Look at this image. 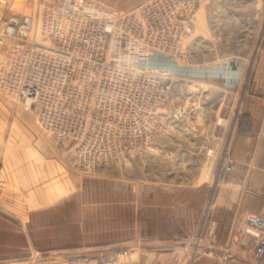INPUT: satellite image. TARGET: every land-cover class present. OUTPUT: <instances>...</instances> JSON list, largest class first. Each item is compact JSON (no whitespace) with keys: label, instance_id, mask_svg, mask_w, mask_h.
I'll use <instances>...</instances> for the list:
<instances>
[{"label":"rangeland","instance_id":"obj_1","mask_svg":"<svg viewBox=\"0 0 264 264\" xmlns=\"http://www.w3.org/2000/svg\"><path fill=\"white\" fill-rule=\"evenodd\" d=\"M91 1L126 11V34L132 24L144 41L138 53L126 50V100L85 104L99 116L91 111L78 146L82 162H91L79 165L80 140L56 145L0 90V264H139L146 250L201 253L203 222L250 188L230 150L250 65L264 44V0H168L149 13L150 0ZM41 2L0 0V33L23 16L33 17V32L42 30ZM166 12L177 14L174 28ZM185 25L191 31L178 40ZM173 206L179 238L145 245ZM189 222L196 232L187 236Z\"/></svg>","mask_w":264,"mask_h":264},{"label":"built area","instance_id":"obj_2","mask_svg":"<svg viewBox=\"0 0 264 264\" xmlns=\"http://www.w3.org/2000/svg\"><path fill=\"white\" fill-rule=\"evenodd\" d=\"M167 1L150 0L144 7L149 13L151 7ZM41 5L44 26L38 33L33 32L32 16L9 20L0 33V47H7L0 58V90L23 104L40 129L63 146L68 140L82 138L89 129L91 111L93 117L99 116L97 108L85 107L87 102L95 107L96 101L99 106L101 100H126V50L133 48L138 53L136 46L140 48L144 41H138L132 24L126 34V11L105 9L91 0H42ZM50 7L55 13H48ZM176 17V13L166 12L164 21L174 28ZM184 28L176 36L178 40L191 31V26ZM160 51L166 53L169 48L162 45ZM77 144L75 162H91H82L81 140ZM245 224L247 232L257 239L253 258L255 264H261L264 216L248 215ZM83 262L72 264H90Z\"/></svg>","mask_w":264,"mask_h":264},{"label":"crops","instance_id":"obj_3","mask_svg":"<svg viewBox=\"0 0 264 264\" xmlns=\"http://www.w3.org/2000/svg\"><path fill=\"white\" fill-rule=\"evenodd\" d=\"M230 158L240 171L238 180H249L250 188L242 189L235 206L219 204L212 212L214 220L203 222L198 235L206 244L203 252L146 250L139 264H250L257 241L245 232L246 224L240 220L244 215L264 216V44L250 65L242 112L233 129ZM172 209L170 221H160L161 232L145 236V245L171 246L179 238V222L173 216L174 206ZM234 216L238 220L233 221ZM195 232L194 222H189L187 236Z\"/></svg>","mask_w":264,"mask_h":264}]
</instances>
